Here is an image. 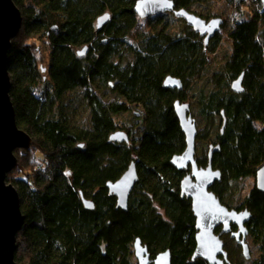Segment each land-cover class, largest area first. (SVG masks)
<instances>
[{"label":"trees","instance_id":"16d2710c","mask_svg":"<svg viewBox=\"0 0 264 264\" xmlns=\"http://www.w3.org/2000/svg\"><path fill=\"white\" fill-rule=\"evenodd\" d=\"M13 1L23 25L8 52L10 95L16 122L33 139L29 149L16 150V174L7 177L18 185L25 214L17 263L138 264L140 238L153 255L171 250L172 264H209L192 260L196 218L180 189L186 171L171 162L186 147L174 102H188L204 122L200 165H208L210 145H219L212 159L222 176L211 189L237 207L228 203L233 182L255 178L264 166L262 1L245 9L240 0H226L240 17L208 45L171 11L139 17L137 0ZM173 1L209 18L212 2L225 0ZM105 12L110 21L97 28ZM226 39L231 53L212 69L210 55ZM242 73L244 90L236 93L231 83ZM168 76L183 89L166 87ZM135 109L142 113L140 143L111 140L116 116ZM132 160L139 179L124 210L106 183ZM249 191L237 208L252 213L246 223L264 250V191L256 184ZM227 248L236 260L237 248L229 241Z\"/></svg>","mask_w":264,"mask_h":264},{"label":"water","instance_id":"95a60500","mask_svg":"<svg viewBox=\"0 0 264 264\" xmlns=\"http://www.w3.org/2000/svg\"><path fill=\"white\" fill-rule=\"evenodd\" d=\"M134 6L137 15L142 18L160 12H173L178 18H183L186 24L193 27L201 37L205 35L206 44L215 31L220 29V18L207 21L185 8L176 9L173 0H137ZM22 20V11L15 1L0 0V264H18L15 257L18 247L16 246L17 234L24 225L25 214L21 210L19 191L12 182H8L7 177L18 164L16 150L29 149L33 143L32 136L16 122V112L10 95L12 79L8 68V52L13 46L12 41L18 36L23 25ZM109 21L110 13H103L97 17V28H102ZM85 51L83 49L80 54ZM243 76L244 73L240 74L231 83V88L236 93L244 90ZM164 83L166 87L172 89H183V82L175 76L166 77ZM174 105L176 115L180 120V127L186 138V147L184 152L174 155L171 162L179 170L187 169L189 166L191 168V172L181 180L180 189L183 197L191 198L192 211L196 217V247L192 260L204 258L210 264H224V260L219 259L218 256L227 257V251L224 248V241L214 229L222 224L225 225L223 232H227L230 230L231 223L239 226V230L232 236H236L243 247L244 256L248 258L250 247L247 242L249 231L246 222L250 220L252 213L247 208L241 211L236 208L230 209L211 189L216 181L221 180L222 176L220 170L213 168L212 159L214 152L220 150L219 145H210L208 165L199 166L196 159L198 126L191 113V104L176 100ZM110 139L119 142L128 140V137L124 131L119 130L112 134ZM138 179L136 163L131 162L129 168L122 173L119 179L106 183L109 192L117 197L118 208L128 209L130 194ZM255 179L258 189L264 191V166L257 171ZM84 204L87 209L94 208V203L90 199H84ZM134 252L138 264H150L151 252L140 238L135 239ZM153 261L155 264H172L171 250L159 252Z\"/></svg>","mask_w":264,"mask_h":264},{"label":"rangeland","instance_id":"374dc122","mask_svg":"<svg viewBox=\"0 0 264 264\" xmlns=\"http://www.w3.org/2000/svg\"><path fill=\"white\" fill-rule=\"evenodd\" d=\"M240 2H242L245 9L246 8L249 9V4L252 3V1L250 0H240ZM231 9H232V6L229 5V3L226 0L224 2L223 1H217V2L213 1L212 2V13L213 14L214 13L220 14L222 16L226 15V14H222V12L223 13L226 12L228 15L233 14ZM229 53H230V47L228 46L227 40H224L219 45V48L217 49L216 53H213L210 55L212 69L214 68L216 69L218 66L222 65V63H224L225 60L227 59V56L229 55ZM45 62H47V57L45 58ZM77 93H79V91H77ZM108 98L113 99L112 96H108ZM191 110H192V115H194V117L196 118V126H198V129H199V127H201L204 124V122L197 118L196 108H192ZM139 111L140 109H138V112ZM116 119L117 121L119 120V123L121 124H129V123H136L137 122L136 119H139V118L133 112H129V113L123 112V113L118 114L116 116ZM202 145L203 143H199L198 141L196 142L197 155L199 151L201 150ZM11 173L15 175L16 174L15 169ZM254 184H255V179L252 177H247V178H244L243 180L241 179L239 181L233 182V187L231 188L230 190L231 193L229 195V197L231 196V199L229 200L228 203H230L231 206H234L237 204L239 205V201L244 199V197L250 192L249 190L253 187ZM14 186L18 190V185L14 184ZM228 241H229V247L231 248L236 247L238 250L239 254H237L236 256V260L238 261V264H253L256 261V259H258L259 253L261 251L259 249V246L254 242L253 238L249 234L247 235V242L250 247V257L248 258L244 256L242 248L238 245L236 241H232V240H228ZM136 261H137V258H136Z\"/></svg>","mask_w":264,"mask_h":264},{"label":"flooded vegetation","instance_id":"af4514ba","mask_svg":"<svg viewBox=\"0 0 264 264\" xmlns=\"http://www.w3.org/2000/svg\"><path fill=\"white\" fill-rule=\"evenodd\" d=\"M250 1H252V3H250L249 4V8L251 9V8H258V6H259V1L258 0H250ZM262 1V3H263V6H264V0H261ZM241 6H243L244 7V5L242 4V2H241ZM180 8H183V7H180ZM180 8H178L177 7V5H176V9H180ZM245 8V7H244ZM234 8H232L231 9V11L233 10ZM246 9H248V8H246ZM188 10V9H187ZM189 11V10H188ZM263 11H264V9H263ZM191 12V11H190ZM193 13H195L196 15H198L196 12H194V11H192ZM221 13V12H220ZM233 13V12H232ZM172 14H174L173 12H172ZM213 14V13H212ZM222 14H226L225 16H222V15H220V14H213L212 16H210L209 18H206V17H203L204 19H206L207 21H210V20H213L214 18H220L221 19V23H220V29H218L217 31H215V34L213 35V37H211L210 38V40L208 41V43L206 44V42H205V45H208L209 43H211V41L212 42H215V40L219 37L218 36V34L219 33H221L223 30H224V28L226 27V25H232L233 23H234V21L238 18V17H240V16H237V14H235V13H233V14H227L226 12L225 13H223L222 12ZM152 15V14H151ZM175 15V14H174ZM229 17H228V16ZM200 16V15H199ZM233 16V17H232ZM201 17V16H200ZM178 19H182L183 21H184V23H185V25L186 26H188L187 24H186V21L183 19V18H178ZM177 23L178 24H183L182 23V21H177ZM191 27V26H190ZM191 28H193V27H191ZM194 30V29H193ZM195 31V30H194ZM199 35V34H198ZM200 36V35H199ZM201 37V36H200ZM204 40H205V35L202 37ZM227 40V43H228V46L230 47V53H231V50H232V47H231V42H230V40H228V39H226ZM221 44V43H220ZM219 44V45H220ZM87 47V46H86ZM219 48V47H218ZM86 50H87V48H85ZM229 53V54H230ZM82 54H84V53H82ZM192 109V108H191ZM129 112H133L135 115H137V117L139 118V119H136L137 120V122L136 123H129V124H121V123H119V125H118V128H117V130L119 131V130H122V131H124L125 133H126V136L128 137V140H126V141H119L120 143H123V142H125L127 145H129L130 147H136L139 143H140V138H141V134H139V133H141L140 131L142 130V127L140 126V121H141V111H139L138 112V109H135V110H130ZM129 112H124V113H129ZM191 113H192V110H191ZM194 116V115H193ZM196 119V118H195ZM136 124V125H135ZM141 127V128H140ZM117 142V141H116ZM118 142V143H119ZM196 159L198 160V157H197V153H196ZM131 162H134V163H136V168H137V166H138V162L136 161V160H132ZM199 166H202V165H200L199 164ZM204 167V166H203ZM184 171H186V174L184 175V176H186L189 172H191L190 170H191V168H190V166H189V168H187V169H183ZM255 177H256V175H255ZM255 179V178H254ZM255 184H256V179H255ZM254 184V185H255ZM253 185V186H254ZM187 198V197H186ZM189 199V198H188ZM191 199V198H190ZM223 203V202H222ZM241 204H239V205H235V206H240ZM237 207H234V208H236L238 211H241V210H245V208H247L246 206L245 207H242V208H240V209H238ZM234 208H231V209H234ZM194 215V214H193ZM196 218V217H195ZM196 221V220H195ZM195 224H196V222H195ZM231 226H230V230L229 231H227V232H223V228L225 227V225H222V224H220V225H218L215 229H214V231H215V233L216 234H219L220 235V237L222 238V240L224 241V248H225V250L227 251V257H225L224 258V256L223 255H219L218 256V258L219 259H222V260H224V264H229V263H232V264H238V261L237 260H234V259H232L231 257V254H230V252H229V249L227 248V242H228V240H232V241H236L237 243H238V245L242 248V250H243V247H242V245L239 243V241H238V239L236 238V236L235 237H233L232 236V234L233 233H235L236 231H238L239 230V226L236 224V223H231L230 224ZM246 225H247V228H248V231H249V235H250V228H249V225L246 223ZM196 233H197V228H196ZM196 233H195V235H196ZM251 237H252V235H250ZM194 238H195V236H194ZM258 245V244H257ZM259 246V245H258ZM195 247H196V245H195ZM195 247H194V249H195ZM248 247H249V244H248ZM259 249H260V253H259V256H258V259H256V261L253 263V264H264V250L262 249V247L261 246H259ZM195 251V250H194ZM194 253V252H193ZM261 254H263V256H261ZM193 255V254H192ZM156 256L157 255H153L152 253H151V261H150V264H155V262L153 261L155 258H156ZM198 259V258H197ZM201 260H205L204 258H200ZM263 260V261H262ZM207 261V260H206ZM208 263H209V261H207ZM210 264V263H209Z\"/></svg>","mask_w":264,"mask_h":264}]
</instances>
